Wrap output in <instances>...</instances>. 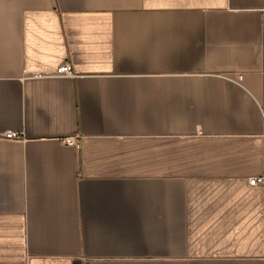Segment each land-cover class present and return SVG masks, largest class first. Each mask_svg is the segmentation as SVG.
Here are the masks:
<instances>
[{
	"label": "crops",
	"instance_id": "0c3cea01",
	"mask_svg": "<svg viewBox=\"0 0 264 264\" xmlns=\"http://www.w3.org/2000/svg\"><path fill=\"white\" fill-rule=\"evenodd\" d=\"M261 175L264 0H0V264H264Z\"/></svg>",
	"mask_w": 264,
	"mask_h": 264
},
{
	"label": "built area",
	"instance_id": "2783aa9c",
	"mask_svg": "<svg viewBox=\"0 0 264 264\" xmlns=\"http://www.w3.org/2000/svg\"><path fill=\"white\" fill-rule=\"evenodd\" d=\"M31 76H33L35 78L57 77V76L76 77L77 73L75 72L72 63L66 62V63L60 65L55 71L37 72V73H33ZM240 78H242V77L240 76ZM19 136L20 135L18 132H13V131L7 132L4 134V137H6L8 139H16V138H19ZM65 141L70 145L75 144L73 138H67ZM249 183L252 186H263L264 187V175L251 177L249 179Z\"/></svg>",
	"mask_w": 264,
	"mask_h": 264
}]
</instances>
